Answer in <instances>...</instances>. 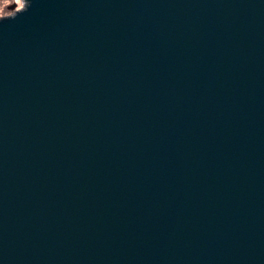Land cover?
<instances>
[{
  "label": "water",
  "instance_id": "obj_1",
  "mask_svg": "<svg viewBox=\"0 0 264 264\" xmlns=\"http://www.w3.org/2000/svg\"><path fill=\"white\" fill-rule=\"evenodd\" d=\"M0 22V264H264V0H31Z\"/></svg>",
  "mask_w": 264,
  "mask_h": 264
},
{
  "label": "clouds",
  "instance_id": "obj_2",
  "mask_svg": "<svg viewBox=\"0 0 264 264\" xmlns=\"http://www.w3.org/2000/svg\"><path fill=\"white\" fill-rule=\"evenodd\" d=\"M19 4L18 10L16 9V12L21 14H25L30 8H31V0H21V3ZM16 12L11 13H4L2 9H0V22H5L9 19L7 17H12V19H16L18 16L16 15Z\"/></svg>",
  "mask_w": 264,
  "mask_h": 264
},
{
  "label": "rangeland",
  "instance_id": "obj_3",
  "mask_svg": "<svg viewBox=\"0 0 264 264\" xmlns=\"http://www.w3.org/2000/svg\"><path fill=\"white\" fill-rule=\"evenodd\" d=\"M18 8L19 4H17L15 0H0V9H2L4 13L16 12Z\"/></svg>",
  "mask_w": 264,
  "mask_h": 264
},
{
  "label": "snow or ice",
  "instance_id": "obj_4",
  "mask_svg": "<svg viewBox=\"0 0 264 264\" xmlns=\"http://www.w3.org/2000/svg\"><path fill=\"white\" fill-rule=\"evenodd\" d=\"M16 3H21V0H15Z\"/></svg>",
  "mask_w": 264,
  "mask_h": 264
},
{
  "label": "trees",
  "instance_id": "obj_5",
  "mask_svg": "<svg viewBox=\"0 0 264 264\" xmlns=\"http://www.w3.org/2000/svg\"><path fill=\"white\" fill-rule=\"evenodd\" d=\"M10 10H11V8H10Z\"/></svg>",
  "mask_w": 264,
  "mask_h": 264
}]
</instances>
